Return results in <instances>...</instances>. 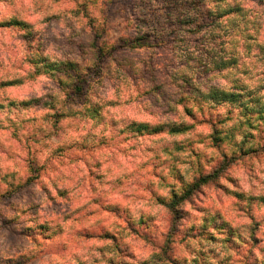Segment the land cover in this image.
Returning <instances> with one entry per match:
<instances>
[{"label":"clouds","instance_id":"clouds-1","mask_svg":"<svg viewBox=\"0 0 264 264\" xmlns=\"http://www.w3.org/2000/svg\"><path fill=\"white\" fill-rule=\"evenodd\" d=\"M0 264H264V0H0Z\"/></svg>","mask_w":264,"mask_h":264}]
</instances>
